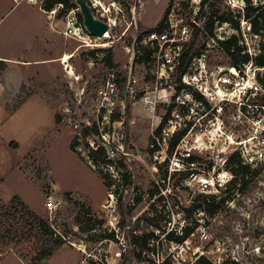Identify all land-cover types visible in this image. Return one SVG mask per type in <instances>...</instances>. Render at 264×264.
<instances>
[{
  "label": "rangeland",
  "instance_id": "obj_1",
  "mask_svg": "<svg viewBox=\"0 0 264 264\" xmlns=\"http://www.w3.org/2000/svg\"><path fill=\"white\" fill-rule=\"evenodd\" d=\"M47 1L23 0L18 4L17 0H0V19L4 22L0 28L2 52L15 57L22 55L23 48H27L28 51L24 54L37 58L40 44H32L33 37L47 27L50 31L53 30L48 20L51 16L44 14L40 7ZM90 1L88 0L89 4ZM101 1L108 5L119 0ZM125 1L129 6H140L138 19L143 29L156 28L173 5L189 15L197 12L200 26L193 48L196 52L208 51L211 66H232L234 61L221 43L233 37L237 39V45L241 49L240 55L248 54L255 58L260 53L264 54V29L256 35L250 22L240 18L245 7L244 0ZM72 3L75 4L74 0ZM165 4H168L166 11ZM77 8L74 10L79 19L80 12ZM62 11L63 6L56 5L53 12L57 18H54L57 31L51 32L55 33L57 42L63 46L66 38L61 34L64 23L60 19L69 11L63 15ZM124 11L125 14L119 16L113 39L120 36L127 27L125 20L128 21L130 16ZM221 17L229 22L220 23L218 19ZM210 23H213L211 30L208 28ZM237 23L239 28H236ZM67 40L66 54L69 56L65 62L60 60L57 64L44 68H20L21 71L18 69L14 72V77L34 74L9 110V117L0 118V201L7 207L18 196L63 241L54 255L40 264H77L80 256L71 244H79L86 237L99 235L104 229L106 213H110L105 208L110 202L109 193L115 195L117 213H124L119 208L120 202L125 201L128 192L130 199L133 198L132 191L137 192L143 199L142 203L128 207L127 211L143 213L155 192L157 179L163 175L162 172L155 174L148 145L159 118L166 116V109L159 106L154 112L148 111L140 100L142 90L138 88L137 96L114 112L113 116L123 124L112 121L108 124L104 113L99 111L98 91L107 72L114 69L123 74L127 69L126 38L113 44L100 41V46L96 48L81 47V43L73 38L67 37ZM110 57H113L114 68L108 66ZM240 66L243 74L249 71L250 75L251 72L256 73L263 91L255 99H251L248 107H244L242 111L234 105L217 107L214 116H211L207 133H199V127H196L186 141L202 147L200 152H194V159L201 164L198 167L203 178L210 179L228 173L227 177H223L229 183L233 177L226 162L237 152L241 154L245 164L258 171L259 176L244 194H223L227 183L218 188V191L213 189L208 195L217 196V202L221 198L228 197V200L214 216H207L205 220L210 241L200 244L197 236L194 241L196 245L205 247V250L215 251V255V245L224 248L222 256L229 263L264 264V67L255 62L247 67ZM148 68L147 65L139 68L138 76L143 78L150 73ZM36 69L42 70L35 74ZM147 77L149 81V76ZM34 92L42 95L53 106L56 114L54 128L52 116L44 107L29 104L18 110L17 106L21 101ZM126 109L130 110L129 115ZM94 125L104 127L106 132H111V135L114 132L116 135L111 139L108 149L110 162L106 160L104 163L105 158L102 156L100 166H95L90 159V142L99 143V136L84 135L86 127ZM9 141H15L18 149L9 148L6 145ZM176 141L173 139L170 145ZM73 143L77 145L76 153L70 149ZM125 145L128 156L122 153L125 152ZM176 182L180 184L179 179ZM109 184L112 187H108ZM179 194L182 207L188 211L205 200L197 185L192 192L184 188ZM51 198L56 204L53 212H49L45 206ZM171 205L174 207L175 202ZM162 206V203L155 204L154 210L145 213L163 212ZM192 213L206 212L200 209ZM0 224L7 228L12 226L11 222L2 219ZM144 227H147L145 223ZM4 231L5 228L0 227V236ZM51 239L55 240L56 237ZM48 240V236L32 238L30 243L19 248L25 255V258H21L11 249L14 244L0 238V260L9 254L16 256H9L0 264H31L30 258L35 256L36 249ZM50 245L49 243L48 246Z\"/></svg>",
  "mask_w": 264,
  "mask_h": 264
},
{
  "label": "built area",
  "instance_id": "obj_2",
  "mask_svg": "<svg viewBox=\"0 0 264 264\" xmlns=\"http://www.w3.org/2000/svg\"><path fill=\"white\" fill-rule=\"evenodd\" d=\"M90 2L95 16L109 25L108 32L102 39L89 35L73 9L64 16L67 29L63 34L85 48H96L100 41L113 44L126 38L128 61L125 73L109 70L98 91V107L104 113V119L110 124L114 112L135 98L138 88L142 90L140 100L145 108L154 112L162 106L166 109L167 119L160 133L154 134L148 145L154 161L153 170L155 174L162 172L163 175L155 183V192L150 197L147 210L143 213H117V200L109 193L110 202L105 208L110 213H106L104 229L99 235L71 244L80 256L77 264H201L202 261L225 264L224 248L215 245V255V251L205 250L200 245L210 241L205 225L210 215L187 213L188 209L182 207L179 192L184 188L192 192L197 185L200 193L211 194L213 189L218 191L227 183L228 173L203 178L198 167L201 164L192 161L194 152H200L202 147L191 145L186 139L196 127H199V133H207L217 107L234 105L239 111L248 107V102L263 91L256 73L251 72L250 75L249 71L243 74L242 68L234 66H211L208 51L194 50L200 26L197 12L189 15L173 5L160 29H143L137 19L140 6L127 7L120 1L108 5L101 0ZM124 10L130 16L128 21L125 20L127 27L113 39L119 16L125 14ZM146 65L150 73L141 78L138 69ZM122 79L125 80L123 88ZM165 117L161 118V124ZM118 122L121 121L114 123ZM115 136L114 132L111 135L100 127L99 143L92 141L90 145L92 149L103 147L108 151ZM173 139L178 142L171 147ZM122 153L129 155L127 145ZM136 195L132 191L133 198L129 200L128 207H135ZM172 202H175L174 207ZM158 203H162L163 212L145 213L154 210ZM45 206L49 212L56 209L52 198ZM196 236L199 245L194 241Z\"/></svg>",
  "mask_w": 264,
  "mask_h": 264
},
{
  "label": "trees",
  "instance_id": "obj_3",
  "mask_svg": "<svg viewBox=\"0 0 264 264\" xmlns=\"http://www.w3.org/2000/svg\"><path fill=\"white\" fill-rule=\"evenodd\" d=\"M245 7L243 9V13L241 14L240 18H244L245 20L249 21L252 27V30L254 34L259 35L261 30L264 29V0H244ZM62 5L63 11L62 15L64 13H67L68 11L77 8V6L72 3V0H48L44 5H42V8L46 12H52L54 11V8L56 5ZM78 9V8H77ZM79 20L81 23H83V19L81 14H79ZM164 19L159 23V25L156 27L157 29H160L162 27ZM220 23H228V19L225 17H221L218 19ZM209 30L213 28V23H210ZM236 28H239V24L237 23ZM224 47V50L226 53L232 57L234 63L232 66L241 69V66L248 65L250 63H256L261 67H264V54L260 53L255 58H251L248 54L240 55L241 49L238 47L237 39L235 37L228 39L227 41H224L221 43ZM108 66L111 68L116 67L113 62V57H110L108 59ZM7 64L0 60V76L2 73L6 70ZM125 85V80H121V86ZM171 111V110H170ZM170 111L168 113H170ZM130 110H127V114L129 115ZM167 119V116L163 120L161 126L156 130V132H159L162 128V125H164L165 121ZM111 121L115 122L118 121L115 116L111 117ZM90 134H94L96 136L100 135V127L98 125L89 126L86 127V131L84 133L85 137L90 136ZM153 137L150 138V141H152ZM179 140V139H178ZM178 141L175 143H172L171 147H174L177 144ZM77 145L76 143H73L71 145V151L76 153ZM90 159L94 163L95 166H100V158L104 156V163L106 160H108L109 155L108 151L100 147L98 149H90ZM192 161H195L193 159ZM108 162H110L108 160ZM227 168L231 175L233 176L232 180L228 183V186L226 187V190L223 194H244L247 190L250 184L258 178L259 173L255 169H252L250 165L245 164V162L242 159V156L239 152L235 153L231 158L228 159ZM132 183L130 182V185ZM239 188L237 189V187ZM108 187H112L111 184L108 185ZM234 191V192H233ZM233 192V193H232ZM137 193V192H136ZM205 200L201 202L200 204L195 205L192 208V211H187V213H192L193 211L204 209L206 213H208L211 217L214 216L222 207V205L227 202V198H221L217 202V196L215 195H204ZM130 200V192H128V195L125 198V201L122 202L120 199L119 208L122 209L124 213H128V202ZM143 199L140 195H136L134 199L135 206H138L142 203ZM132 210V209H131ZM131 213V212H129ZM0 219L5 220L6 222H11L12 226L6 227L3 224H0V227H4L5 231L0 236L2 240H7L9 243L14 244V247L11 249L15 251V253L19 254L21 258H25L24 252L19 251V248H21L25 243H30L32 238L37 237H44L48 236L50 237V240H48L45 244H42L41 247L37 248L35 251V256H32L31 264H37L42 263L43 261L51 258L56 250L60 248L63 245V241L59 238H57L56 234L51 231L46 221L39 218L37 214L32 212L29 207L21 201V199L16 196L12 203L9 206H5L0 201ZM56 237L55 240H52L51 238ZM49 243L51 244L50 246ZM201 264H210L208 262L202 261ZM225 264H233L226 261ZM235 264V263H234Z\"/></svg>",
  "mask_w": 264,
  "mask_h": 264
},
{
  "label": "crops",
  "instance_id": "obj_4",
  "mask_svg": "<svg viewBox=\"0 0 264 264\" xmlns=\"http://www.w3.org/2000/svg\"><path fill=\"white\" fill-rule=\"evenodd\" d=\"M21 1H23V0H17V3L19 4V3H21ZM167 6H168V4L167 5L165 4V6H164L165 10L164 11H166ZM40 7H41L42 12L44 14L51 16V18L48 19L49 23L53 29L51 31H55V30L57 31V29L55 28L56 21L54 20V18H56V14L54 15V12L44 11L41 5H40ZM140 11H141V8H140L139 12ZM139 12H138V16H139ZM58 19H60V18H58ZM137 19H138V17H137ZM56 20H57V18H56ZM60 20H62L64 23V30L61 31V34L66 38V42L63 46L57 42L58 39L54 35L55 33L53 34L50 31V28L47 27V28L43 29V31L41 33H39V35H37V36L35 35L32 39V41H33L32 44H35V43L40 44V45H38L39 46L38 50L40 53L37 56V58H31V57H28L26 54H24L25 52L28 51L27 48H23L22 55L15 56V57L9 56L8 54H6L0 50V60L4 61L7 64L6 70L0 76V118L9 117L8 116L9 110L15 105L16 101L19 99L23 86L26 84L28 79L34 74L33 73L31 76L22 75V76H15L14 77L13 75H14V72L16 70L19 69V71H21L20 68H29V67L44 68L46 66H51V65L57 64L60 60L63 62L66 61V58L69 56L66 54L67 53L66 45H67L68 40H67V36H65L63 33L67 29V22H66L65 17L61 18ZM138 22H139V19H138ZM3 24H4L3 19H0V28ZM68 38H72V37H68ZM63 56H65V57L63 58ZM39 70H42V69H36L35 74L37 72H39ZM29 104H36V105L42 106L45 109H47V112L50 113V115L52 116V119H53V128L55 127V125H56V114H55L53 106L51 105V103L46 98H44L42 95L34 92L33 94L27 96L24 100L21 101V103L17 106L18 110L21 108H24L25 106H27ZM159 119H160L159 123H158L157 127H155L153 129V131L150 135V138L154 135V133L156 132V130L159 128V126L161 124V118H159ZM130 120H131V118H130ZM53 128H52V130H53ZM6 145L9 148H12L13 150L18 149V144L15 141L6 142ZM14 145H15V147H14ZM9 256H15V255L9 254V255H6L5 257H2V259L0 260V263H2Z\"/></svg>",
  "mask_w": 264,
  "mask_h": 264
},
{
  "label": "water",
  "instance_id": "obj_5",
  "mask_svg": "<svg viewBox=\"0 0 264 264\" xmlns=\"http://www.w3.org/2000/svg\"><path fill=\"white\" fill-rule=\"evenodd\" d=\"M125 6L129 7L128 3L125 0H119ZM78 11L80 12L83 19V27L87 33L93 37L102 39V37L108 32L109 25L104 21L98 19L88 0H74Z\"/></svg>",
  "mask_w": 264,
  "mask_h": 264
},
{
  "label": "bare ground",
  "instance_id": "obj_6",
  "mask_svg": "<svg viewBox=\"0 0 264 264\" xmlns=\"http://www.w3.org/2000/svg\"><path fill=\"white\" fill-rule=\"evenodd\" d=\"M105 46V45H104Z\"/></svg>",
  "mask_w": 264,
  "mask_h": 264
}]
</instances>
